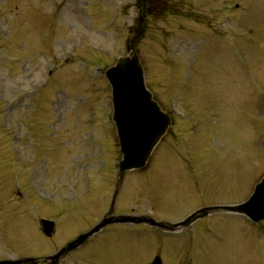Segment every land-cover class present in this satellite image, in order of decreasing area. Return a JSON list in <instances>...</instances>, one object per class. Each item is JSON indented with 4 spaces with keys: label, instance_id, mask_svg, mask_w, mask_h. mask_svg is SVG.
Segmentation results:
<instances>
[{
    "label": "rangeland",
    "instance_id": "rangeland-1",
    "mask_svg": "<svg viewBox=\"0 0 264 264\" xmlns=\"http://www.w3.org/2000/svg\"><path fill=\"white\" fill-rule=\"evenodd\" d=\"M157 2L146 0L144 5L146 31L138 52L147 87L173 112L175 123L145 170L129 174L134 177L123 199L126 212L174 222L205 204L242 202L264 175V0H169L170 5L164 0L159 11L154 8ZM136 6L137 0H91L87 10L93 25H87L93 27L85 30L74 2L0 0L1 177L17 178L24 185L26 176H44V188L49 189L61 176L63 193L61 187L58 193L69 195L75 181H82L80 176H106L109 183L100 194L110 202L121 156L108 121L109 86L104 72L126 53ZM8 56H17L18 62ZM66 60L71 65L58 69ZM48 70H53L50 81ZM42 85L43 90L29 96L28 104L24 91ZM168 96L177 102L176 111L189 114L186 121L169 109ZM22 101L26 102L16 108L24 115L20 123L17 111L10 117L5 106ZM74 108L77 116L73 112L72 117L62 116ZM193 110L195 123L190 116ZM9 128L26 137L23 146L13 142ZM60 134L65 136L62 140ZM27 158L31 164H23ZM10 189L7 180L0 182L1 200L11 197ZM96 201L95 195L92 202ZM6 204L7 213L0 218L12 210L11 202ZM50 208L46 204L47 212ZM79 214L55 235L52 246L27 223L30 229L23 228L27 238L10 243L9 251L44 255L61 248L93 221H82L80 216L85 214ZM22 215H27L25 210ZM219 217L212 218L218 222L203 220L189 229L192 232L173 238L142 226L135 236L122 237L118 235L126 234L125 230L115 228L104 242L88 246L82 260L147 264L157 253L163 264H187L182 256L189 252L194 254L192 264H264V232L242 220ZM2 246L0 250L9 253Z\"/></svg>",
    "mask_w": 264,
    "mask_h": 264
},
{
    "label": "water",
    "instance_id": "water-1",
    "mask_svg": "<svg viewBox=\"0 0 264 264\" xmlns=\"http://www.w3.org/2000/svg\"><path fill=\"white\" fill-rule=\"evenodd\" d=\"M140 5L141 0H139V8ZM143 21L141 15L136 19L134 36L127 49L128 56L120 59L116 66L106 73V77L112 86L113 120L123 155L119 164L118 176L120 178L127 171L145 166L152 150L170 124L169 117L160 111L157 104L152 100L151 94L146 90L143 70L134 53L135 46L143 32ZM223 209L245 214L254 222L263 220L264 179L245 204ZM214 210L217 208L202 209L188 219V222L205 216ZM87 236H82L77 241L70 243L65 251L75 249ZM153 264H160L159 259H156Z\"/></svg>",
    "mask_w": 264,
    "mask_h": 264
},
{
    "label": "flooded vegetation",
    "instance_id": "flooded-vegetation-1",
    "mask_svg": "<svg viewBox=\"0 0 264 264\" xmlns=\"http://www.w3.org/2000/svg\"><path fill=\"white\" fill-rule=\"evenodd\" d=\"M37 256H40V255L37 254ZM33 264H44V262L40 258H38V260Z\"/></svg>",
    "mask_w": 264,
    "mask_h": 264
}]
</instances>
